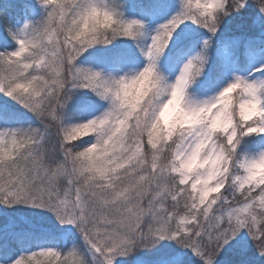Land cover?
I'll list each match as a JSON object with an SVG mask.
<instances>
[{"label":"snow or ice","instance_id":"6c2138e0","mask_svg":"<svg viewBox=\"0 0 264 264\" xmlns=\"http://www.w3.org/2000/svg\"><path fill=\"white\" fill-rule=\"evenodd\" d=\"M0 5V264H264V0Z\"/></svg>","mask_w":264,"mask_h":264},{"label":"trees","instance_id":"16d2710c","mask_svg":"<svg viewBox=\"0 0 264 264\" xmlns=\"http://www.w3.org/2000/svg\"><path fill=\"white\" fill-rule=\"evenodd\" d=\"M21 2V0H0V5H8V13L9 15L13 17H18L19 15V8L18 7H11V5L16 4L18 5ZM124 264H134V261L132 260H126L124 261Z\"/></svg>","mask_w":264,"mask_h":264}]
</instances>
